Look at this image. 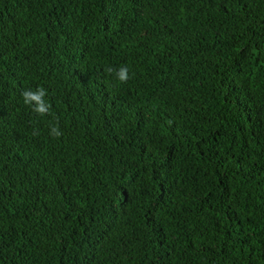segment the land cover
I'll use <instances>...</instances> for the list:
<instances>
[{
  "label": "trees",
  "instance_id": "1",
  "mask_svg": "<svg viewBox=\"0 0 264 264\" xmlns=\"http://www.w3.org/2000/svg\"><path fill=\"white\" fill-rule=\"evenodd\" d=\"M0 264H264V0H0Z\"/></svg>",
  "mask_w": 264,
  "mask_h": 264
},
{
  "label": "clouds",
  "instance_id": "2",
  "mask_svg": "<svg viewBox=\"0 0 264 264\" xmlns=\"http://www.w3.org/2000/svg\"><path fill=\"white\" fill-rule=\"evenodd\" d=\"M107 71L111 74L115 71V77L120 83H127L130 79L129 69L127 66L120 67L118 70H114L109 67ZM23 103L31 107L33 113L38 116H45L51 113V104L45 99L47 96V90L38 86L35 90L28 89L21 93ZM62 131L60 130L58 124L52 125L49 131V135L54 138H59L62 136ZM33 135H39L38 131L33 132Z\"/></svg>",
  "mask_w": 264,
  "mask_h": 264
}]
</instances>
